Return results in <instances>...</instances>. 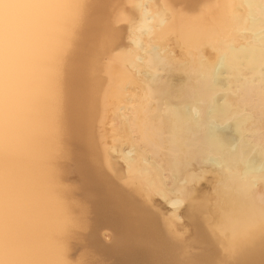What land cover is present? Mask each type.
Returning a JSON list of instances; mask_svg holds the SVG:
<instances>
[{
  "label": "bare ground",
  "instance_id": "bare-ground-1",
  "mask_svg": "<svg viewBox=\"0 0 264 264\" xmlns=\"http://www.w3.org/2000/svg\"><path fill=\"white\" fill-rule=\"evenodd\" d=\"M164 2H169L165 4L169 6L160 9L144 0H0V264H94L90 260L92 257L88 260L87 252L83 253L87 254V260L80 259L82 260L80 262L77 259L79 263L72 260L74 255L70 252V248L73 247V244L70 247V243L75 237L74 241H82L77 238L83 234L79 235L77 231L82 230L80 228L85 227L83 222L88 221V217L85 218L87 207L81 208L73 202L72 189L66 187L65 184L68 182L65 184L63 182L64 164L69 167L68 158L73 160L71 157H75L78 152L74 153V150H71L73 148L71 143L74 142L83 148V153L76 154L80 160L94 161L95 164L104 162L109 165L108 167L110 165L113 167L115 162L110 164L104 157L105 153L103 154V151L106 152L110 148L107 143L109 138L106 139L104 136L107 131L105 134L97 131L98 125L103 126L108 122L107 114L111 112L112 118L116 117L121 124H124L127 120L124 112V108L128 105L127 101L131 100V104L135 97L143 95L147 86L143 82L144 79H148L147 81L151 83V78L157 85L168 84L180 88L190 82L197 72H201L200 76H202V71L205 72L208 67L211 69L210 72L215 68L213 62L210 67V62L204 58L207 67L201 65L202 61L198 66L197 60L192 64L194 67L196 64L195 70L190 71L189 67L188 70L179 73L171 67L178 63L182 54L184 56L193 53L192 58H195L196 53L194 54L193 51L203 52L207 49L210 51L208 57L210 55L214 57L216 66H218L217 61L219 62L216 72H213L215 75L213 87L217 89L218 95L222 92L226 95L233 85L238 89L229 92L231 97L234 95L233 91L236 90L238 95L237 91L241 89L242 93L239 94L241 101L246 103L242 94H245L244 91H248L251 86L255 93L254 97L252 98L253 92L250 88L248 91L250 95L245 99L255 98L253 103L264 104V0H165ZM164 2L159 5L162 6ZM128 15L135 19L136 15L139 17L136 24L132 23L135 20L130 22L132 17H129V22L126 20L132 23V25L127 24L131 26V32L126 33L125 27L124 30L122 29L132 41L129 42L132 45L129 50L125 46L126 37L123 36V31L115 28L117 21L127 19ZM167 41L168 44L172 41L171 45H177L184 52L178 56L179 59L175 55L177 52L174 54L176 48L174 49L173 46L169 49V45H165L164 42ZM126 42L128 44V41ZM154 42L166 47L162 48L160 44L161 48L157 49V53L161 49L165 50L164 52L162 50L161 54L164 53L167 60L165 65L167 69L151 67L153 62L151 60L149 62L147 55L153 49H149L148 54L146 51L148 47L159 46ZM152 43L153 46H150ZM152 52L151 58L154 54L156 57V52L154 50ZM199 52L197 57L200 56ZM145 53L147 62L144 63ZM155 59L153 58V61ZM210 59L208 58L209 61ZM189 60L192 63L191 57ZM185 61L184 59L183 62ZM157 62L154 64L155 67ZM145 64L153 68L151 77L147 76V79L145 74L142 76V72L148 70L147 66L144 69ZM158 65L160 67V64ZM182 65L184 67V64ZM247 74L255 80L246 81L244 77L248 76ZM219 81L229 83L227 91ZM131 84L139 93L129 94V89L127 93L126 86L132 87ZM194 89L196 90L195 87ZM219 89L222 92H219ZM210 93L213 92L210 90ZM231 97L230 99L233 98ZM233 99L229 101L234 102ZM238 101L240 100L237 99L236 104ZM241 101L238 106L242 104ZM250 103L252 102L248 101L246 104L250 107ZM255 110H257L255 115H258L256 114L258 112L259 116L264 112L261 113L257 108H254ZM251 114L253 112L249 116ZM136 115L137 112L133 110V116ZM254 118L258 120L257 117ZM237 128L240 130V127ZM259 131L261 132L260 128ZM118 134L115 135L116 137L113 135L115 138L114 141L112 139V149L122 148L124 141L126 142L125 136ZM142 138L144 139V136L139 140L142 141ZM151 147L149 150L156 152L155 148L151 150ZM160 150L158 151L162 155L164 152ZM124 152L126 153L121 151L122 154ZM131 152L126 155H128V168L130 167L132 181L137 184L139 190L148 192L155 185V180L150 177L147 168L135 167L136 155L137 158H141L142 154L133 151L135 152L133 155ZM80 160L78 163L83 165V161ZM105 166L102 163L96 170L93 169L97 181L94 184L92 181L95 179L91 177V173L88 174L89 181L91 178L94 179L90 182L95 187L98 185V190L103 191V194L106 190L109 193L110 190H115V193H107L98 201L104 206V210L99 211L102 220L104 219L102 222H107L106 225L111 227L114 224L113 228H116L118 240L116 246L121 253L118 254L115 264H203L204 261L206 264H264V213L258 212L259 209L250 211L254 202L251 201L252 206H248L250 200L246 199L249 198L241 199L246 201L245 205L248 203L246 206L242 201V204L240 203V206L244 205L247 210L243 207L241 211L239 209L236 218L226 216L222 219L225 226L224 224L220 226L218 218L220 224H216L218 222L215 221V225L221 227L228 237L227 243L213 235L211 230L213 221L210 222L209 217L205 215V205L200 204L201 202L192 203L187 213L195 235L192 237L196 239L195 244L201 246L202 252L199 253L200 255L198 252L195 254L198 255V259L189 258L185 253L188 251H184L182 245L184 242L174 241L171 238L176 228L173 230L170 226L172 223L168 224V221L162 218L163 215L160 214L162 211H155L150 207V203L139 202L133 194L122 191L121 186L118 188L116 184H111L113 180L110 177L111 172L109 171V175L106 171L111 168L106 169ZM70 170L67 168V173L64 172L66 176ZM124 170L122 169L121 173ZM118 172H115L117 177L120 174ZM131 175L129 173V177ZM80 176L82 174L77 178ZM88 177L87 175L86 181ZM118 179L121 180L120 177ZM112 185H115L116 189L112 188ZM169 203L172 206L180 204L179 200H170ZM257 204L261 202L258 201ZM263 204L261 209L264 208ZM96 210L93 208V211ZM102 222L99 223L104 225ZM168 233L171 236H168ZM90 238L94 237L89 236ZM109 250L112 252V249Z\"/></svg>",
  "mask_w": 264,
  "mask_h": 264
},
{
  "label": "rangeland",
  "instance_id": "rangeland-1",
  "mask_svg": "<svg viewBox=\"0 0 264 264\" xmlns=\"http://www.w3.org/2000/svg\"><path fill=\"white\" fill-rule=\"evenodd\" d=\"M141 1H143V0H141ZM146 1L150 2V4L153 3L152 5L156 6L157 8H160V9L163 6H166V7L169 6V5L168 6L165 5V4L169 3V2H164L165 0H159V1L158 0H146ZM146 1L144 0V2H146ZM157 1L159 2L158 5H157ZM162 2H164L163 5L162 6L159 5L160 3L162 4ZM170 6H171V4H170ZM200 10H198V11L201 12ZM199 12H198V14H199ZM196 13H197V9H196ZM129 17H132V16L128 15L127 19L117 21L118 23L115 24L116 30H118L120 28L119 31L121 30V32H122L124 30V27H125L124 31L125 32L127 31L126 33H128V31L131 32V26L129 27V25H132V23L136 24L139 20V17H137V15L135 16L136 19L134 17H132L130 19ZM129 19H130V22L132 20H135V21H133L130 24V23H128ZM127 24H129V25L127 26ZM124 31L122 34H123V36L126 37L125 38L126 41H128V44L125 41V46L128 48L127 50H129L132 46V45H130L132 43V41L130 38H128L126 36V33H124ZM130 32H129V34H130ZM129 42H131V43L129 44ZM171 42L172 41H169V44H168V41H167V43L166 42H164V43H165V45H169V49L171 47L173 48V46H174V49L175 48L177 49V50L176 49L174 50V54L177 52L175 55L178 58V56L181 54V52L182 53H184V52L181 51V49H179L180 47H178L177 45H175V44L171 45L173 43V42L172 43ZM154 43H156V42H154ZM154 43H152L150 46H153ZM156 44L159 46L154 45V47H152V48L148 47V49L146 51L148 54V51L150 52L149 49H153L154 52H156V57L159 58V59H155L156 57L154 54L153 58L155 59V61H153V58H151V54H150L153 50H151V52L147 55L149 62H150V60H151V62H153V66L151 64V67L160 68V69L161 68L167 69L165 66L167 64V62H166L167 60L164 57V53H163V55L161 54L163 49H161V51L159 53H157V49L160 50V48H161L160 47L161 43L157 42ZM161 46H162V48L164 47V45H162V44H161ZM164 48H166V47H164ZM164 51L165 50H163V52ZM200 51L201 52L193 51L194 54L196 53L194 55L195 58H192L193 53L189 54L191 57L192 63L189 62L190 61L189 60L190 57H188L189 55L183 56V54H182V57L179 56V58H181V59L180 60H178L179 58L177 59L178 63L176 65H172L173 67H171V68L177 70V72H179V73H181V72L183 73L184 71L188 70L189 67H190V71L192 69L195 70L196 64H195V67L192 64H193V62L196 63L197 60H198V66L200 65L199 62L202 61L201 65L204 64V66L207 67L208 64L205 65V61L207 60V62H210L209 63L210 67H211L212 62L215 65V68L212 67V69L214 68L212 70V72H210L211 69H209V67L207 68L206 71L204 70L205 72L202 71V76H200L201 72L200 73L197 72V74L194 75L196 78V81H195V78L193 76V79H191L190 82H187L185 84L186 86L184 85L183 87L179 88V87H176L173 85H168V84L157 85L155 83V81L152 82V80L150 78V81L152 83L151 84L149 81H147L148 80L147 76L151 77L150 74H151V71L153 70V68L151 69L149 64H148V66L145 64L144 69H146V66H147L148 70H147V72H146V70H145V72L143 71L144 73L142 72V76L144 74L146 75L145 78L147 80L144 79L143 82H145L144 84L147 85L146 86L147 88L145 87V92H143L142 96L140 95V96H137V98L136 97L134 98L133 103L130 104L131 100L127 101L128 105H127V107L124 108V112L126 113V116H127L126 122H124V124H121L119 122V119H117L116 117L112 118L113 115L110 112L109 114H107L109 116H106V120L109 118L107 120L108 122L106 123V125L103 124V126H101V125L97 126V131L102 133V134H105V132L107 131L104 136L106 137V139L109 138V139H107L108 140L107 143H109L108 145L110 146L111 149L109 148V150L106 151L107 153L105 151H103V154L105 153L104 157L106 160H108V162L110 164H112V163L114 164V162H115L113 167H111V165H110V167H108L109 165L102 162L103 166L106 165L108 167L107 168L105 166L106 169L111 168L110 170H106L107 173L109 171L111 172V175H110V172L108 173L110 175V177L113 179V180H111V178H110V180L112 182L111 184H116V186L118 188H119V186H121L120 189L122 191H126L128 193L133 194V197L136 200H138L139 202H142V203L145 202V204L150 203L149 204V205H151L150 207L152 209H154L155 211H159V212L162 211V213L160 212L161 216L163 215L162 218L166 222L168 221L167 222L168 224L172 223L170 226L172 227L173 230H174V228H176V230H177V231L174 230V233L172 232V234H173L172 236L169 233L167 235L168 236L170 235L174 241L177 240L180 242H184V243H182V245L184 247V251H188L185 253L187 254V256L189 258L190 257L195 258L198 255H200L199 253L202 252L201 251L202 249L200 248L201 246H198V243H197V245L195 244L196 239L194 238L195 235H194V232L192 229L193 226L191 224V221H190L188 213H187V209L192 205V203L194 204V202L195 203L201 202L200 204L205 205V210H206L205 215L207 217H209L210 222H211V220L213 221L211 223L212 224L211 230L213 232V235L215 237H218L219 239H221L225 243H227L229 239L224 234V232H223L224 230L221 227L215 225V221L218 222V219H219V222L221 224L219 222L216 224H220V226H221L224 224V222L222 220L224 217H226V216L228 218H229V216L232 218L235 217L239 213V209L241 211V208L244 207V205H245L244 203L246 202L244 200L246 198H249V199H246L247 201L250 200L248 202L249 204L246 203V205L248 204V206L249 205L252 206V202H254L253 207L258 206L255 209H253V207H252V209L250 211H252V210L258 211V209H259L258 212L264 213V208L261 209L263 207V206H261V204L264 203V127H263L264 126V119H262V118H264V116H262V114L264 113L263 112L264 109L262 110V108H264V104H259L260 105L259 106L258 104L256 105L255 102L253 103L255 98L254 99L249 98L251 100H246L247 98L245 99V97L250 95V92L248 93V91H250V88H251L250 83H248V85L250 86L248 88V91H246V90L244 91L242 88V90L244 92H246L245 94L243 93L242 96H243L244 100L246 101V103L248 101L249 102L251 101L253 104H255L254 105L255 107L254 106L252 107V105H253L252 103H250V107H249V105L244 103L243 100L241 101V97H240V95L242 93V91L240 92L241 89H239L237 91V92H239L238 95L240 94L239 97H238V95H236V90L233 91L232 94L236 95V97H237L236 98L234 95H232V97L233 96L235 97V98L233 97L234 98L233 99L231 97L230 93L232 92L233 89H235L237 87L232 85L231 91H230V90H228V86H229L228 84L229 83H227L225 81H223V82L219 81V83L223 87L225 86L224 89L226 91L228 90L227 94L226 95L223 94V92L220 91L221 89H219L218 91L222 92V94L220 93L221 96L218 95L219 93H217V89L213 87V84H214V80H215L214 73L216 72V69L219 66V62L216 60L217 64H218V66H216V63L214 62L215 61L214 57H212L211 55H210V57H208L210 54V51H208L207 49H205L203 52H202V50H200ZM205 51H207L208 53H206ZM198 52L200 55L199 57H197ZM204 53H206V54L204 55ZM149 55H150V57H149ZM152 56H153V54H152ZM144 57L146 58V53H145ZM145 58H144V60H145ZM204 58L206 60H204ZM208 58L209 59L211 58L210 61L208 60ZM160 59L162 62L160 61ZM184 59L186 60L185 63L183 62ZM145 62H147V58L144 61V63ZM155 62H157L156 67L154 65ZM158 64H160V67ZM163 64H164V67H163ZM182 64H184V67ZM189 64H190V66H189ZM148 71H150V73ZM148 73H149V75H148ZM247 75L248 76L244 77L246 79V81H247V79H249V81H251V82L253 80H255L254 78H252L251 75H249V74H247ZM198 76H200V78ZM197 77H198V79H197ZM146 81H147V83L149 82L148 83L149 86L146 83ZM193 81L195 84L193 83ZM188 84H190V85L188 86ZM128 85L127 86L125 85L127 87L126 88L127 93H128V89L130 91L129 94H135L137 92L139 93V91L136 90L137 88L135 86L133 87V85L131 84L132 87H130V86L128 87ZM195 85H197V86H195ZM246 85H247V83H246ZM141 87L142 88L140 90L142 91L144 85ZM154 87H155V89H154ZM194 87L196 88L197 91L194 89ZM210 87H211V89H210ZM215 89H216V91L214 92ZM210 90L213 92L212 94L210 93ZM150 91H151V93H150ZM251 91H252V88H251ZM252 92H253V94H252ZM252 92H251V94H252V98H253L255 93H254V91H252ZM215 93H217V95ZM224 93H225V91H224ZM140 94H142V93L140 92ZM224 95L226 98L224 97L223 98L224 101H223V100H221V98ZM230 97L234 100V102L233 101L230 102L232 100V99H230ZM225 99H227V101L230 100L229 101L230 103L229 102L227 103V101ZM237 99H239L242 102V104H244V105L240 104L238 106L240 101H238V103L236 104ZM221 102H222V104H221ZM232 103H234V104H232ZM241 105H242V107H241ZM251 107L253 108V110L251 109ZM259 107H261L260 110H259ZM254 108H257L260 112L261 111L263 112V113L261 112L262 114H260V116L262 118L259 116L258 112L256 113L258 115H255V112L257 110L254 111ZM133 110H135L137 112L138 116L137 115L133 116ZM241 110H242V112H241ZM251 110H252L253 114H251V116H249L250 113H252ZM152 114H154V115H152ZM148 115H149V117H148ZM219 116H220V118H219ZM158 117H160V118H158ZM254 117H257L258 120H256V118H254ZM112 119H114L116 121H114ZM133 120H134V122H133ZM138 121H141V122L138 123ZM114 127H116V129L118 127V130H116ZM237 127H240V130H237V129H239ZM105 128H106V130H105ZM259 128H260L261 132L259 131ZM117 131H119V132H117ZM253 132H255V133H253ZM122 133L125 135H123ZM156 133H157V135H156ZM117 134L118 135L121 134L122 137L125 136L124 140H126V142L124 141L122 148L114 149L115 148L114 147L112 149V147H111V146H113L112 139L114 141V138L117 136ZM254 134H256V135H254ZM113 135L114 136L116 135V136L114 137ZM111 136H112V138H111ZM126 136H127V139H126ZM140 136L141 137L144 136V139L142 138L143 143H141L142 141L139 140L141 138ZM128 137H129V139H128ZM149 139H150V141H149ZM134 140H135V142H134ZM165 142H166V144H165ZM144 143H145V145H144ZM147 143L149 146L147 145ZM156 144H158V145L156 146ZM172 144H174L173 145L174 147L172 146ZM71 146L70 147L72 149L71 148L70 149L74 150V153L77 151L78 152L76 154H78V155H80V153H83V148L80 145H78V144L76 145V143L72 142ZM150 146H152L151 150H152V148H155L156 152L153 150L151 152L149 150ZM158 146H159V148H157ZM160 147H161L162 152H164V153H162V155H161V152L158 151V150H160ZM171 147H172V149H171ZM121 149L123 151H126V153L124 152V154H122ZM132 150L138 154H142L141 158L140 157L137 158V155H136V158L134 160L135 164H136L135 167L138 166L140 168L142 167L143 169L147 168L150 177L155 180L154 184L156 186L154 185L152 188H150V190H151V191L149 190L150 193H149V191L143 192L142 190H139L137 184L133 183V181H132V175L130 172V167L128 168V166H129L128 157H127L128 155H126L127 153L131 152ZM133 151L131 153H133ZM141 151H143V152H141ZM157 151H158V153H157ZM135 152L133 153V155L135 154ZM154 152L156 154H159V155H156ZM76 154L74 156L76 157L77 161L75 160V157H73V156L71 157V159H73L74 161L70 160V158H68L70 160V162H69V160L66 159L71 166L67 163V165L70 168L66 167V163H65L64 164V172L67 173V171H66L67 168L69 170L72 168V170H74V171L70 170L69 174L67 176L63 172V174H64L63 182H64V184L66 182H68V184L67 183L65 184L66 187L67 188L70 187V188H68L70 190L72 189L71 193H72V199L74 200L73 202L76 203L81 208L85 207V209H86V207H87L85 218L88 217L87 218L88 221L85 218H83L87 222H83V225H85V227L82 226L84 228H80L85 232H83L82 230L77 231L79 233V235L83 234L82 236H78V238H77V239L80 238V240H82V241H79V242L77 240L74 241V239H76V237H75L72 240L73 242L70 243V247H72L71 245L73 244V247L70 248V252H73V255H74L73 256L72 253H70L71 256H73L72 260L75 263L76 262L79 263L78 261L82 262V260H80V259H84V260L86 259L87 260V254H88L89 255L88 260L92 257V259H90V260L93 261L92 263H94V264H97V263L98 264H115L116 263L115 260L117 259L118 254L121 253V250H119L118 246H116V245H118V242H117L118 240L116 239L117 238L116 237V235H117L116 228H113L114 224H112V227H111V226L106 225L107 222L106 223L102 222V221H104V219L102 220V217L100 216L101 213L99 211L100 210L103 211L104 206H102L98 203V201L101 198L105 197L107 195V193H109V191L106 190V192H104L105 194H103L102 193L103 191L98 190V185H96L97 187L92 185V182H93V184L97 182L96 179L94 178V176H96V172L94 174V171L96 170V168H98L99 165H102V163L101 164L100 163L95 164L94 161L87 160V161H89V162H87V161L80 160V158L78 156H76ZM79 160H80V162L83 161V163H82L83 165H80V163H78ZM124 161H127V162H124ZM86 163H88V165ZM92 163H93V165H91ZM125 163L128 165H126ZM85 164H86V166H85ZM167 164H168V166H167ZM116 165L119 166L120 168L117 167ZM114 167H117L118 169L116 168L117 169L116 170V169H114ZM126 167H127V170H126ZM94 168H95V170L93 171ZM84 169H86L87 171ZM119 169H120V171H119ZM122 169L126 170V171L125 170L123 171V173L125 172L124 176H122L123 180L121 177V175H123V173H121ZM88 170H92V171L88 172ZM116 171L117 172L119 171L118 174L120 173L118 177L115 175ZM70 172H71V174H70ZM126 172L128 173V176H127ZM88 173L92 174V175L91 174L90 175H91V177L93 176L92 178H94L95 181H92V180H94L92 178L90 180L92 182L89 181L90 175ZM129 173L131 175L130 177H129ZM80 174H82V176L78 177L79 178L78 179L77 176ZM113 174H114V176H113ZM87 175L89 176L87 178V180L89 182L86 181ZM152 176H154L155 178H153ZM119 177L123 182H121V180L119 181V179H118ZM82 178H85V179H82ZM211 179H212V181H210ZM130 180H131V182H130ZM82 181H84V182H82ZM208 181H209V183H208ZM69 183H70V186H69ZM71 186H73V188ZM74 187H75V189H74ZM114 187H115V185H112V188H114ZM202 188H204V189L202 190ZM114 189H116V187ZM114 191L110 190V193L111 192L115 193ZM138 192H139V194H138ZM202 193H203V195H202ZM239 197H240V199H239ZM86 198L88 199V201ZM243 198H244V200H241ZM254 198H256V199H254ZM170 200H179L180 204L175 205L176 207L172 206L169 203ZM256 200L261 202V204H257L258 201H256ZM241 201L244 204L243 206L242 205L240 206ZM233 203H235V204H233ZM93 204L95 207L93 206ZM251 206H250V208H251ZM93 208H94V210H96V209L97 210L93 211ZM242 212H243V210H242ZM244 212H246V211H244ZM219 216L222 218H219ZM220 219L222 222L220 221ZM89 220H90V224H89ZM164 220H162V223L164 222ZM99 222L104 223V225L100 224ZM223 226H225V224ZM86 227H88L87 230L85 229ZM90 230L94 231V232H91ZM218 230L220 232V235H223V237H226V238H221L222 236L219 235ZM176 232H177V234H176ZM86 233H88L90 237H92V238L94 237V238L89 239V236ZM178 233H180V234H178ZM192 235H194V236L192 237ZM85 236H87L88 238H86ZM175 236H176V238H175ZM84 237H85V241L83 239ZM223 239H226V240H223ZM190 241L192 242V244H190L191 243ZM103 243H104V245H103ZM91 244H92V246H90ZM105 244H106V246H105ZM96 247L98 248L97 250H96ZM226 247H227V245H226ZM92 248H94V250ZM103 248H104V250H102ZM108 248L112 249V252ZM80 252H82V254H79ZM86 252H87V254H83ZM103 252L104 253L106 252V254H104ZM197 252H198V255H195V254H197ZM99 253H100V255H99ZM114 254H115V256H114ZM221 254H223L222 251H221ZM83 255H85V256H83ZM75 256H76V259H75ZM80 257H84V258H80ZM103 257H105V258H103ZM77 259H79V260L77 261ZM99 259L101 260L100 262H99ZM102 259H103V261H102ZM197 259H198V257H197ZM108 261H109V263H108ZM204 262H202V263L204 264ZM205 264H206V262H205Z\"/></svg>",
  "mask_w": 264,
  "mask_h": 264
}]
</instances>
